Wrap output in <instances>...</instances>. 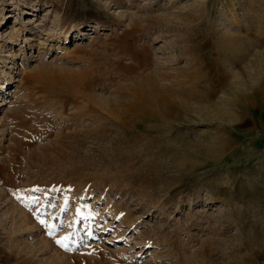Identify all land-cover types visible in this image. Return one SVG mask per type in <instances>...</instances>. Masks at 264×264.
Returning a JSON list of instances; mask_svg holds the SVG:
<instances>
[{
  "label": "rangeland",
  "instance_id": "374dc122",
  "mask_svg": "<svg viewBox=\"0 0 264 264\" xmlns=\"http://www.w3.org/2000/svg\"><path fill=\"white\" fill-rule=\"evenodd\" d=\"M0 264H264V0H0Z\"/></svg>",
  "mask_w": 264,
  "mask_h": 264
},
{
  "label": "snow or ice",
  "instance_id": "6c2138e0",
  "mask_svg": "<svg viewBox=\"0 0 264 264\" xmlns=\"http://www.w3.org/2000/svg\"><path fill=\"white\" fill-rule=\"evenodd\" d=\"M36 190L39 191V189H36ZM39 223H41V224L43 225V224H45L46 222H45L43 219H40V220H39ZM48 234H49V236L52 235L51 232H49ZM67 239H68V237H64V238H63V240H67ZM63 240H61V239H57V240H56V243H57L60 247H62V248H64L65 250H67L68 245H67L66 243H64Z\"/></svg>",
  "mask_w": 264,
  "mask_h": 264
},
{
  "label": "bare ground",
  "instance_id": "6f19581e",
  "mask_svg": "<svg viewBox=\"0 0 264 264\" xmlns=\"http://www.w3.org/2000/svg\"><path fill=\"white\" fill-rule=\"evenodd\" d=\"M23 60V59H22ZM25 75V74H24ZM23 78H24V76H23ZM56 77H54V76H50V75H46V76H44V79H47V81L49 82V83H51L52 82V84L54 85L55 83H53V82H56V81H54V80H56L55 79ZM21 79H22V76L19 78V82L21 81ZM18 82V83H19ZM22 84V83H21ZM52 84H51V86H52ZM61 84V83H60ZM46 88V87H45ZM149 105V104H148ZM150 106V105H149ZM151 108V107H150Z\"/></svg>",
  "mask_w": 264,
  "mask_h": 264
}]
</instances>
